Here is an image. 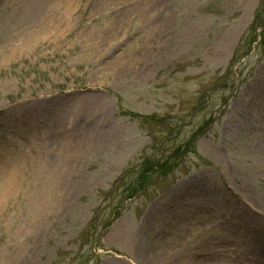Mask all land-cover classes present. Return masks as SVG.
I'll list each match as a JSON object with an SVG mask.
<instances>
[{
    "label": "rangeland",
    "instance_id": "obj_1",
    "mask_svg": "<svg viewBox=\"0 0 264 264\" xmlns=\"http://www.w3.org/2000/svg\"><path fill=\"white\" fill-rule=\"evenodd\" d=\"M262 6L0 0V264H264Z\"/></svg>",
    "mask_w": 264,
    "mask_h": 264
},
{
    "label": "trees",
    "instance_id": "obj_2",
    "mask_svg": "<svg viewBox=\"0 0 264 264\" xmlns=\"http://www.w3.org/2000/svg\"><path fill=\"white\" fill-rule=\"evenodd\" d=\"M264 10L263 6L257 11L254 22L252 23L249 33L252 35L255 34L256 31L262 29L264 27ZM264 33V30L262 31ZM254 41H256L257 37L253 36ZM253 41V43H254ZM232 73L227 74L228 76ZM221 80V79H220ZM224 81V79L222 80ZM202 132V127L193 133V136L190 140H188L185 144L177 147L169 156L166 158H158L156 160L151 158H146L143 160V166L140 174L138 175L136 181L131 184L129 188V196L131 198L136 196L138 193L143 191L150 179L153 178L154 175H157L160 178H167L169 174H171L177 167L178 161L189 151L192 147L193 143L197 140ZM194 146V145H193ZM110 226V223L106 226Z\"/></svg>",
    "mask_w": 264,
    "mask_h": 264
}]
</instances>
